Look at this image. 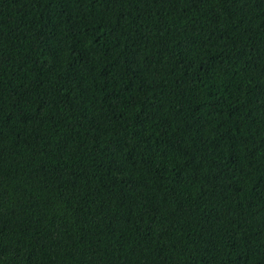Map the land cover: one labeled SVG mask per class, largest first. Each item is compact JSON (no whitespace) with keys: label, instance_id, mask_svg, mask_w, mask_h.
<instances>
[{"label":"trees","instance_id":"16d2710c","mask_svg":"<svg viewBox=\"0 0 264 264\" xmlns=\"http://www.w3.org/2000/svg\"><path fill=\"white\" fill-rule=\"evenodd\" d=\"M0 264H264V0H0Z\"/></svg>","mask_w":264,"mask_h":264}]
</instances>
